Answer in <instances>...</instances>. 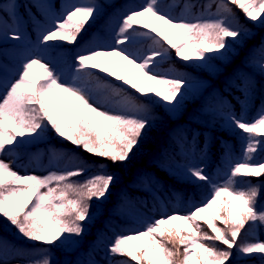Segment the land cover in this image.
I'll use <instances>...</instances> for the list:
<instances>
[{"label": "snow or ice", "instance_id": "6c2138e0", "mask_svg": "<svg viewBox=\"0 0 264 264\" xmlns=\"http://www.w3.org/2000/svg\"><path fill=\"white\" fill-rule=\"evenodd\" d=\"M233 5L249 21L264 25V0H219L213 18L173 16L161 8L159 0H146L142 7L121 18L116 32L117 47L86 48L76 57V71L91 76L87 70L98 69L142 96L151 94L174 106L183 98L186 81L160 72L158 61L170 50L184 61H207L210 53L223 55L232 42L248 35L236 19ZM212 6L210 3L203 7L207 11ZM10 7L15 9L16 5ZM183 7L190 13L196 5L185 3ZM99 14L100 5L94 0H80L52 28L43 32L40 42L75 44ZM134 36L152 40L154 47L149 54L141 57L127 47H120ZM11 39H21L18 31L12 32ZM252 60L264 71V42L256 46ZM132 69L137 71L133 73ZM77 80L72 83L62 80L54 67L42 62V57H34L22 64L14 80L0 84L3 90L0 93V154L50 126L59 137L93 156L114 165L127 162L150 126L147 106L136 103L120 88L98 81V88L110 89L113 97L120 98L114 107H105L110 103L108 100L91 96ZM149 82L154 83L150 86ZM254 86L249 81L244 89L251 94ZM228 119L236 129L247 134V143L243 157L230 169L227 181L214 187L211 198L189 213L168 214L134 234L115 237L108 252L128 258L120 264H230L233 248L244 255L264 256V241L238 243L241 230L247 224H264V208L258 206L264 186L237 180V177L264 176V162H252L253 153L264 145V140L256 139L264 137V108L252 119L245 113L230 114ZM100 167L101 171L87 180L72 182V177L84 174L83 167L44 176L22 175L10 162L0 158V217L30 241L45 245L68 243L71 236L83 233L82 222L90 219V202L105 198L115 182L116 177L104 171L107 165ZM189 173L197 180H208L201 168H191ZM241 183L247 186L237 187ZM175 221L181 227L175 226ZM202 224L210 231H204ZM214 242L226 247H217ZM4 246L0 240V247ZM33 264H50V260L44 258Z\"/></svg>", "mask_w": 264, "mask_h": 264}, {"label": "trees", "instance_id": "16d2710c", "mask_svg": "<svg viewBox=\"0 0 264 264\" xmlns=\"http://www.w3.org/2000/svg\"><path fill=\"white\" fill-rule=\"evenodd\" d=\"M10 0H0V10L6 12L4 3H8ZM72 0H54L55 8L60 12L64 3H70ZM130 0H109L104 1L106 10L100 11L99 16L86 26L80 37L75 44H68L66 42L55 41L50 42L47 47L53 48L50 50L51 55H54L56 48L72 49L74 47H80L90 41L95 32L98 29H102L113 18L115 13L124 8L126 3ZM177 9L182 8L185 3L195 4L196 7L191 10V13L198 11H204V5L212 4V8L207 11L216 13V3L219 0H176ZM31 6L34 12L38 14L40 12L37 8V0H19V8L23 13L24 24L29 32L32 34L34 40L37 38V30L39 26L37 24V18L31 17L27 12L25 6ZM233 13L238 20L239 24L244 27L251 25L257 30V36L259 39H248V45L243 49L245 52V58L250 61L252 59V53L256 46L264 42V27H260L259 24L248 23L244 14L236 8L234 5ZM120 11H118V14ZM148 39H144L143 43H148ZM245 43V44H246ZM10 44H18L17 41L10 40L9 38L3 39L0 34V53L2 57L8 61L4 53L5 47ZM130 46H137L139 42H129ZM143 50L146 49V45L142 46ZM211 64L208 63H185L176 57L175 51L170 50L165 57L158 61L157 66L165 70L170 76H180L184 80L192 77L209 76L214 85L210 88L207 94L202 95L192 91L185 84L184 89L186 93L182 95L180 103L168 105L165 102L159 100L154 95L142 96L128 85H124L121 81L115 80L113 77L107 76V74L100 72L98 69H88L92 75L88 76L84 73H78L77 80L81 85L89 88H98L97 82L101 81L112 85L115 88H120L122 93L133 98V100L142 105H146L148 108V116L150 119V126L146 129L144 135L141 138L140 144L134 149L130 159L122 164H112L103 158L93 156L85 152L82 148H78L72 145L67 140L59 137L50 126L46 127L39 135L35 137H27L25 142H20L15 146L21 152L22 156L27 159V156L32 151H37L39 147L53 146L57 150H64L65 156H75L76 159L81 160L84 165L92 164L96 168H101V165H107L104 171L112 173L116 179L113 185L110 187L107 196L100 201L101 206L93 215L90 213V219L85 220L83 223L89 225V231L91 234H87V239L94 236V227L97 225H104L108 227L109 231H112V224L108 219V215H117L121 217L122 213L118 210V192L116 188L118 186L127 187L131 194L137 196V194L149 195L155 192V188L146 184L141 180L142 171L145 169L152 170L158 177L161 183L164 185L169 197L176 198L175 192L172 189V185L177 188L191 189L196 196L197 200H203L206 193L209 191V179L206 181H200L193 178L190 174L184 172L183 169H176V166H180L179 163L173 161V154L178 159H183L188 155V151L185 145L188 140H198L200 148L204 147L205 142L210 138L211 144L208 147V155L210 158V171L215 172V168L220 166L225 168L227 162L231 158V148H233L237 156L243 157L245 146L247 143V134L242 133L241 130L236 129L229 120L222 117V106L220 104L214 105L212 97L209 92L212 90V95L217 98L218 93H221L226 99V106L230 104L238 113H241L245 97L249 96L252 100V108L250 110L251 115L256 114L261 106L264 104V71L260 67H251V72L255 76L254 89L249 94L244 89V84L249 82L246 76L243 74L240 65H234L240 60V56L233 54V60L231 63L222 57L220 53H210ZM234 63V64H233ZM37 75L39 73H36ZM101 96L111 100L115 103L119 97H113L110 89L98 88ZM230 107V106H229ZM198 110V111H197ZM199 115L195 116L194 114ZM256 139L264 140V137H257ZM231 144L233 147H231ZM253 163L264 162V145H262L255 153H253ZM240 181H250L252 185L264 186V176L261 177H237ZM243 184L240 188L246 187ZM264 199V188L261 190V195L258 198V203ZM201 204L200 206H202ZM258 223H249L241 230V236L238 238V243L244 241L256 242L255 231L258 227ZM220 227L222 224L217 221ZM204 231H210L206 225H201ZM134 234V233H131ZM186 234V233H184ZM9 238L18 242L19 249L22 252H28L43 244L30 241L27 238L19 234L18 230L11 226L4 218L0 217V238ZM207 243H213L208 241ZM220 244L219 242H214ZM222 245V244H220ZM53 248L61 252L64 249L65 244L51 245ZM224 246V245H223ZM226 247V246H224ZM182 251V249H181ZM233 256L230 264H238L242 260L247 259H260L264 258L261 254L244 255L241 254L237 248H233ZM115 261L120 264L122 261H128L127 257L115 256ZM129 264H135V262H129Z\"/></svg>", "mask_w": 264, "mask_h": 264}, {"label": "rangeland", "instance_id": "374dc122", "mask_svg": "<svg viewBox=\"0 0 264 264\" xmlns=\"http://www.w3.org/2000/svg\"><path fill=\"white\" fill-rule=\"evenodd\" d=\"M38 5L37 8L40 12L35 13L34 9L30 8L31 6H25L27 12L31 17L37 18V24L39 29L37 30V38L36 40L33 39L32 34L26 28L24 24V17L21 9L19 8V0H10L8 4H5L7 9V13L0 11V34L1 38L11 39V34L14 31H18L21 39L15 40L18 44H10L9 46L5 47V55L9 57V60H6L0 54V84L4 82L12 81L16 78L19 69L21 68L22 64L30 58L34 57H42V62L49 63L51 67H54L56 71L61 75L62 80L72 83L76 80V76L78 72L76 71L78 65L76 62V57L79 54L84 53L86 48L94 47L99 48L101 50H111L114 47H117L115 44L116 40V32L118 31V27L121 21V18L130 11L136 10L142 7L146 0H131V2H127L124 8L119 9L115 13V19L107 25L103 32L98 30L95 32L94 37L92 40L88 41L84 45L80 47H74L72 49L66 48H56L54 55H51L50 50L53 48L50 46L49 48L47 45H44L40 42V36L43 32L47 29L53 27L56 20L60 19L63 14L68 10V8L72 4L79 3L80 0H72L70 3H65L61 12H58L54 6V0H37ZM109 0H94L95 3L100 5V11L106 10L105 2ZM164 0H159L160 6L164 11L170 12L173 16H180V15H188L185 12L184 7L180 10H175L174 3L175 0H170L166 4H163ZM11 4H15V9L10 7ZM172 6H174L172 8ZM104 12V11H103ZM203 15L205 18H213L214 13L210 11H199L197 13L191 14L189 16H201ZM246 21L249 23L259 24L260 27H264L258 22L249 21L246 18ZM248 35L241 37L236 42L231 43V47L223 52L222 57L225 58L229 63L233 60V54H237L240 56V60L237 63H233L234 65H240L243 74L246 76L247 81H251L255 79V76L251 72V67H256L257 65L251 59L248 61L244 56L245 52L243 49L248 45L249 41L246 43L248 39H259L257 36V30L253 28L251 25H247L244 27ZM141 31L143 29H140ZM143 39H148L145 37L134 36L131 41H141ZM149 42L147 43V50L142 51L141 47L143 44H139L136 47L121 45L120 47H127L130 51L134 52L138 56H144L149 54L151 48L154 47V44L151 39H148ZM242 40V42H241ZM246 43V44H245ZM209 55V54H208ZM177 57V56H176ZM179 58V57H177ZM119 60V58H116ZM180 59V58H179ZM212 59V58H211ZM209 59L207 61H200V60H189L184 61L180 59L182 62L187 64L189 63H208L211 64L212 60ZM120 64H123V61H120ZM258 67V66H257ZM158 70L163 73H167L165 70L158 67ZM116 71H121V68L118 66ZM136 69H132V72H136ZM186 85L194 92L202 94L205 96L207 92L213 87V81L209 76H200V77H192L190 79L185 80ZM78 83V81H77ZM150 86L154 82H149ZM81 85V84H80ZM89 94L97 99L106 100L103 96H101L100 91L97 88H89L84 85ZM2 89H0V93H2ZM186 93V90L182 89V95ZM212 90L209 92L210 97H212ZM220 104L223 107V118L228 119L230 114H235L240 116L242 113H245L249 119H252L256 116H250L249 110L251 107V98H245V108L243 112L238 114L233 109L232 105L230 104L228 107L226 106V99L225 97L219 93ZM214 104H219V101L215 99ZM112 103L105 104V107H114ZM264 108V106H262ZM198 111V110H197ZM195 116L199 115L198 113L194 114ZM24 138L23 142L26 141ZM211 139L209 138L205 144L204 149L200 148L198 140H188V144L186 145L188 156L184 157L183 159L179 160V163L184 165V167H179L174 165L177 169L184 168L185 173H189V169L191 168H201L204 171V174L207 175L209 179V191L204 196L203 200H197L196 196L194 195L193 191L188 188H177L172 185V189L175 192V199H172L166 193V189L164 185L159 180V177L152 171L147 170L144 168L142 171L141 180L145 181L148 185L155 188L156 192L151 196H140V198H135L129 194V190L125 187H120L119 191L124 192L125 196L122 198L121 195L118 196L120 199L121 209L123 213L131 219L130 224L122 223V220H117L115 223V229L119 231L118 234L115 235L117 237L121 234H129L135 233L137 230H143L146 225L156 219L161 218L162 216L179 213V214H187L190 211L194 210L195 207L204 204L207 199L211 198L213 193V189L216 186L223 185L230 174V169L235 165L236 162L241 160V156H237L235 150L231 148L232 156L230 161L227 162V166L225 168H221L220 166L215 168V172L211 173L210 167V158L207 154V149L211 144ZM231 147L233 145L231 144ZM52 150V149H51ZM45 149H40L38 153L31 154L29 159L26 161L21 160L19 151L17 147L14 145L9 150H6L3 154H0V158L4 159L6 162H10L13 165V168L17 170L20 174H35L44 176L49 174L50 172H64L67 170L75 169L82 165L80 162H74L72 159L70 160H63L61 159V153L56 152L54 150L51 151V156L48 160L45 161L44 158ZM172 158L176 160V156L173 154ZM94 169L90 170L87 173H84L81 176L73 177V180L83 182L87 180L89 177L99 173ZM238 184L237 187L241 186ZM128 199V201H124ZM99 207V204H98ZM260 208H264V201L260 205ZM175 226L181 227V223L179 221L173 222ZM84 229L86 226H83ZM106 229H101L98 232V238H93L90 242L84 243L78 249L73 245L71 246L63 255H58L55 253L54 249L48 245H44L38 249H35L27 254L19 252L16 246H14V242L12 240L1 239L5 246L0 247V264H33L34 261L42 260L44 258H48L50 260V264H117L116 261L113 259V256L110 255L108 252V247L115 239H112L109 234L106 232ZM84 232V231H83ZM74 239H82L83 233L80 236H74ZM257 239L264 241V224H259L258 229L256 231ZM85 240V239H83ZM217 247H222V245H216ZM240 264H264V258H260L258 260L255 259H247L240 262Z\"/></svg>", "mask_w": 264, "mask_h": 264}]
</instances>
